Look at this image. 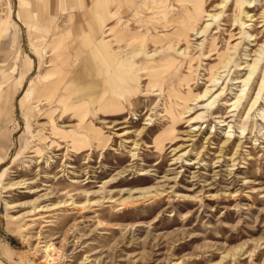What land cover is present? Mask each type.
I'll use <instances>...</instances> for the list:
<instances>
[{
    "label": "rangeland",
    "instance_id": "1",
    "mask_svg": "<svg viewBox=\"0 0 264 264\" xmlns=\"http://www.w3.org/2000/svg\"><path fill=\"white\" fill-rule=\"evenodd\" d=\"M83 1L0 0V264H264V0Z\"/></svg>",
    "mask_w": 264,
    "mask_h": 264
},
{
    "label": "bare ground",
    "instance_id": "2",
    "mask_svg": "<svg viewBox=\"0 0 264 264\" xmlns=\"http://www.w3.org/2000/svg\"><path fill=\"white\" fill-rule=\"evenodd\" d=\"M68 44H71V43L66 38L63 39L62 36H60L59 39L54 41L52 49H53V52L55 53V55H54V59L52 58V61H55V62L56 61L57 62L63 61L62 57L65 55V53H67V52L69 53L68 47H67ZM57 81H59V78H58V80L55 81V83ZM55 86L56 85L53 83L52 84L53 89L54 88L56 89Z\"/></svg>",
    "mask_w": 264,
    "mask_h": 264
},
{
    "label": "crops",
    "instance_id": "3",
    "mask_svg": "<svg viewBox=\"0 0 264 264\" xmlns=\"http://www.w3.org/2000/svg\"><path fill=\"white\" fill-rule=\"evenodd\" d=\"M86 1H87V0H84V1H83V2H84V7H86V5H85V4H86ZM89 1L92 2V0H89ZM100 2H101V1H100ZM102 2H103V1H102ZM103 4H105V3H103ZM104 6L106 7V4H105ZM102 16H103V15H102ZM102 16H100V17H102Z\"/></svg>",
    "mask_w": 264,
    "mask_h": 264
}]
</instances>
